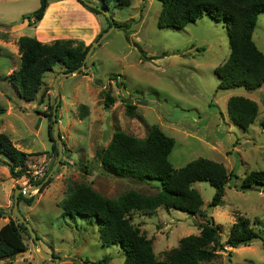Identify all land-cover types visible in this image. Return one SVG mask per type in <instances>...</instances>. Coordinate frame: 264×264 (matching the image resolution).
Instances as JSON below:
<instances>
[{"label":"rangeland","instance_id":"rangeland-1","mask_svg":"<svg viewBox=\"0 0 264 264\" xmlns=\"http://www.w3.org/2000/svg\"><path fill=\"white\" fill-rule=\"evenodd\" d=\"M38 3L39 0H0V31L7 35L0 38V111H3L0 131L17 148L32 152L26 166L36 178L43 177L57 156L50 148L52 140L48 135L52 137L53 123L48 132L46 113L55 99L52 81L61 72V66L53 64L44 72L31 100L19 97L5 75L18 66L16 37L33 35V27L25 24V19L23 25L17 24L19 16L36 8ZM53 4L49 5V13H44V21L38 23V34L55 20L60 26L75 27L68 28V32L87 33L84 18L77 10L66 7L63 1ZM159 9V0H129L127 6L120 8L113 7L111 2L108 19L128 21V28H110L93 46L81 71L59 73L56 77L60 98L55 114L64 147L48 176L50 179L39 190L31 189L30 203L18 201V208L35 230L41 247L58 256L56 264H120L124 256L118 244L105 245L99 241L98 227L93 221L60 214L59 202L68 186L82 181L107 197L126 189L143 193L157 189L153 182L116 177L101 170L94 151L107 144L115 129L142 137L149 125L155 123L174 139L167 155L173 168L203 156L221 162L227 172L235 174L224 185L220 203L214 206L208 205L213 187L205 180L191 182L201 196L200 212L187 213L160 205L151 211L128 213L130 222L151 240L157 259L163 258L180 236L197 233L198 224L209 217L220 227V241L236 215L248 218L254 227L264 230V189L242 190L239 186L247 171L264 169V79L250 90L243 86L217 88L213 67L222 63L228 53L225 23L202 14L181 29L158 28ZM93 14L103 27V16ZM251 36L264 53V12L257 14ZM105 91L113 98L108 106L102 102ZM232 94L257 103L253 121L244 128L227 116L225 102ZM122 99L133 105L132 114L124 112ZM0 158L4 160L2 154ZM3 160H0V224L9 217L16 218L11 213L14 187L31 185L23 175L12 177ZM20 234L27 252L0 259V264H53L39 253L26 228L20 229ZM262 236L247 245L226 246L201 264H261L264 232Z\"/></svg>","mask_w":264,"mask_h":264},{"label":"trees","instance_id":"trees-1","mask_svg":"<svg viewBox=\"0 0 264 264\" xmlns=\"http://www.w3.org/2000/svg\"><path fill=\"white\" fill-rule=\"evenodd\" d=\"M48 1L39 0L36 8L22 13L18 20L25 18L28 25H35L43 16ZM77 1L89 11L100 13L105 20V25L93 39L110 23H113V26L128 28V21L119 22L108 19L107 16L111 2L113 7L120 8L127 6L129 0H90L95 3L94 7ZM159 1L160 9L156 19L158 28L170 26L181 29L202 14L225 23L228 53L222 63L213 67L218 80L217 88L243 86L250 90L263 82L264 53L255 45L251 34L257 14L264 12V0ZM103 10L108 11L107 16ZM6 36L5 31H0V38ZM15 43L18 66L5 77L15 87L18 96L25 100L34 98L42 83L44 72L50 70L53 64H59L62 72L77 67L89 45L75 37H57L41 41L34 35L24 34L17 36ZM138 49L141 51L139 47ZM144 57L141 55V58ZM112 101L113 98L108 92H103L104 106H108ZM123 101L124 112L132 114L133 105L127 99ZM58 105L59 102L56 107ZM225 110L231 121L244 128L253 121L257 113V103L249 97L232 94L226 99ZM50 113L51 106L48 105V132L52 123ZM48 137L52 140L51 135ZM173 142V137L165 134L155 123L149 125L142 137L119 129L113 130L107 144L94 151L101 170L116 177L129 176L140 181L153 182L157 186L156 191L143 193L126 189L116 196L107 197L81 181L68 186L66 195L59 202L60 214L93 221L98 227V237L102 244H118L124 251L120 264H201V261L214 258L226 246L247 245L253 239H262L264 230L254 227L248 218L236 215L224 240L220 241V227L209 217L198 224L197 233L180 236L177 244L170 248L163 258L155 257L151 240L130 222L128 213L132 210L151 211L160 205L187 213L200 212L201 196L191 182L205 180L213 187L208 205L214 206L220 203L228 179L235 177L234 173L226 171L221 162L203 156H196L173 168L167 158ZM50 148L57 155L53 140ZM31 153L17 148L8 135L0 131V154L4 156L3 162L7 165L9 174L15 178L23 175L30 184H34L42 177L36 178L27 170L26 161ZM49 179L50 177L46 181ZM239 186L242 190L264 189V169L247 171L239 180ZM31 196H23L19 192L17 199L28 204ZM24 228L17 218L9 217L0 224V259L12 258L15 253L26 249L20 234V229Z\"/></svg>","mask_w":264,"mask_h":264},{"label":"water","instance_id":"water-1","mask_svg":"<svg viewBox=\"0 0 264 264\" xmlns=\"http://www.w3.org/2000/svg\"><path fill=\"white\" fill-rule=\"evenodd\" d=\"M82 1L84 4L89 5V6H96L94 2L90 1V0H80ZM104 15H108V11L107 10H103ZM113 27V23H110L108 25V27H106L97 38L93 39L92 41L89 42V45L84 53V56L82 58L81 63L68 71H64V72H58L55 76L54 79L52 81V87L55 93V99L52 102L51 105V113H50V119L52 120L53 126H52V140L55 142L56 144V149H57V156H56V160L54 161V163L51 165V167L48 169V171L43 175V177L36 183L31 184L29 186H17L14 187L13 189V195H12V205H11V213L20 221L23 223V225L25 226V228L27 229L28 234L30 235V238L32 239V241L34 242L36 248L38 249L39 253H41L43 256L51 259L53 261V264H56L58 262V256L54 255L53 253H51L50 251H46L44 250L41 245L40 242L36 236V232L33 229V227L30 225V223L26 220V218L23 216V214L21 213V211L18 208V199H17V194L19 192H21V194L23 196H27L29 195L31 189H38L43 182L48 178V176L51 174L52 169L55 167L56 163L59 161V156L61 154V149H62V140H61V136L58 134V129H57V119L55 117V112H56V104L59 101V91H58V87H57V83H56V77L59 73L62 74H68V73H75L77 72L79 69L82 68L85 59L87 58V56L89 55L91 49L93 48L94 45H96L100 39L108 32V30L110 28ZM49 138V137H48ZM50 139V138H49ZM27 248L23 249L17 253H22V252H27ZM17 253H15L14 255H16Z\"/></svg>","mask_w":264,"mask_h":264},{"label":"crops","instance_id":"crops-1","mask_svg":"<svg viewBox=\"0 0 264 264\" xmlns=\"http://www.w3.org/2000/svg\"><path fill=\"white\" fill-rule=\"evenodd\" d=\"M58 1L65 2L67 4L66 7L70 6L73 10H77L79 12V14L84 18L85 26H87V33L86 34H83V33L78 32V31L68 32L67 31L68 28H75V27H71L68 25L65 27L60 26V24L57 23L56 20L53 23H51L48 26V28H46V30L43 31L42 33L38 34L36 32V28H37L38 23L44 21L43 18L45 16V14L47 15L51 9V7L49 5L56 3ZM53 5H55V4H53ZM58 12H59L58 10L55 11L56 14ZM42 15L43 16H41V18L35 23V25H31L33 27V35L38 40H41V41H49V40H51L53 38H57V37H75V38H79V39L83 40L84 43H89L94 38L96 33L99 31V29L102 27L98 18L92 12L85 9V7H83L77 0H49ZM17 24L23 25L24 24L23 19L21 21H19ZM25 24H27V22ZM54 30H59V32L54 33ZM0 112L3 113V111H0ZM22 151H24V150H22ZM25 152H30V151L25 150ZM0 160H3V159L0 158Z\"/></svg>","mask_w":264,"mask_h":264}]
</instances>
